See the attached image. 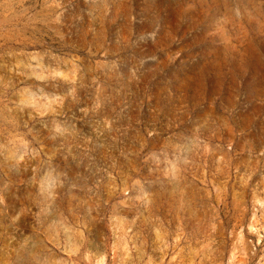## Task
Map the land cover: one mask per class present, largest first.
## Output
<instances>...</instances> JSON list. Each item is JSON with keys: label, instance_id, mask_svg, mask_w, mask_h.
Instances as JSON below:
<instances>
[{"label": "rangeland", "instance_id": "rangeland-1", "mask_svg": "<svg viewBox=\"0 0 264 264\" xmlns=\"http://www.w3.org/2000/svg\"><path fill=\"white\" fill-rule=\"evenodd\" d=\"M0 264H264V0H0Z\"/></svg>", "mask_w": 264, "mask_h": 264}]
</instances>
